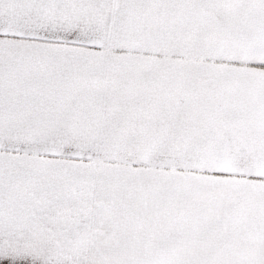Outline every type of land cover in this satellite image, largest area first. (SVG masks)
<instances>
[{"label":"snow or ice","instance_id":"6c2138e0","mask_svg":"<svg viewBox=\"0 0 264 264\" xmlns=\"http://www.w3.org/2000/svg\"><path fill=\"white\" fill-rule=\"evenodd\" d=\"M0 264H264V0H0Z\"/></svg>","mask_w":264,"mask_h":264}]
</instances>
